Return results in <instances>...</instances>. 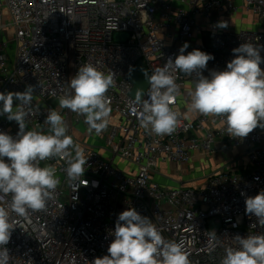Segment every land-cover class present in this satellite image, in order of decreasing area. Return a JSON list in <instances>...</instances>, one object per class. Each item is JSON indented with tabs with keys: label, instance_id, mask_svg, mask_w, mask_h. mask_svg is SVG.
<instances>
[{
	"label": "built area",
	"instance_id": "built-area-1",
	"mask_svg": "<svg viewBox=\"0 0 264 264\" xmlns=\"http://www.w3.org/2000/svg\"><path fill=\"white\" fill-rule=\"evenodd\" d=\"M240 1L260 28H219L222 16L236 13ZM118 33L126 34V41L116 40ZM247 42L264 45V0H0V92L36 86L26 109L27 130H41L48 110L56 109L67 134L88 157L81 178L87 186L69 182L64 158L40 162L55 167L60 184L43 210H29L27 217L10 212L14 228L6 245L7 264H92L108 254L119 214L132 208L152 220L166 240L182 242L191 264H220L226 248L239 247L236 235H264V225L245 210L246 197L264 191V128L231 137L223 116L189 119L181 96L195 75L176 69L171 72L179 93L172 108L178 126L170 135L141 127L137 113L142 105L132 95L131 76L141 62L151 75L169 58L174 61L187 43L185 55L199 49L214 56L202 70L210 78L212 70H225L235 58L233 49ZM260 55L264 59V49ZM85 64L114 75L106 93L112 112L100 135L87 131L82 115L59 107L70 79ZM260 67L264 70V63ZM78 126L88 138L77 135ZM0 131L16 137L19 126L0 115ZM217 140L222 150L244 147L245 163L220 168L201 184L159 181L163 164H186L195 154H210ZM10 199L0 193V207Z\"/></svg>",
	"mask_w": 264,
	"mask_h": 264
},
{
	"label": "clouds",
	"instance_id": "clouds-1",
	"mask_svg": "<svg viewBox=\"0 0 264 264\" xmlns=\"http://www.w3.org/2000/svg\"><path fill=\"white\" fill-rule=\"evenodd\" d=\"M117 26V25H116ZM219 28H227L226 21H219ZM185 43L173 61L151 75L145 71L150 84L148 99L137 89L134 100L142 105L137 113L141 127L156 135H170L178 126V115L173 110L179 93L171 70L195 75L194 89L189 90L188 111L205 116H223L227 133L231 137H246L258 126L264 128V63L260 51L264 45L243 43L233 49L235 58L223 71L212 70L210 78L202 74L214 56L194 49L186 55ZM114 85L112 72L104 73L92 64L79 67L70 79L69 91L59 99V107L85 118L87 131L100 135L107 129L112 112L106 93ZM34 85H27L23 92H0V115L19 126L16 137L0 131V193L10 194L7 207H0V264H7L8 249L13 224L10 212L27 217L29 210L40 211L60 184L55 167L40 166L41 161L52 158L66 160L69 182L87 186L81 180L87 159L83 149L68 135V125L56 109H49L43 130H27L28 111L31 108ZM14 100L18 101L14 105ZM74 152V155H73ZM7 158V161L6 159ZM243 195V193H242ZM246 214L255 216L264 225V191L246 197ZM114 239L107 255L96 257L92 264H191L182 242L166 240L148 217L134 208L121 212L115 223ZM212 239L214 231L209 232ZM239 247L226 248L220 264H264V235L235 236Z\"/></svg>",
	"mask_w": 264,
	"mask_h": 264
},
{
	"label": "crops",
	"instance_id": "crops-1",
	"mask_svg": "<svg viewBox=\"0 0 264 264\" xmlns=\"http://www.w3.org/2000/svg\"><path fill=\"white\" fill-rule=\"evenodd\" d=\"M240 3H241V1L239 2V6L241 8V9L239 8V10H243V12H247V14L250 15L249 16V18H250L249 23L251 24V22L254 20L255 23L257 24L256 28H254L255 27L254 26V27H248L247 29H259L260 23L257 20V18L251 12L246 11V9L242 8L241 7L242 4H240ZM237 12L234 14H231L229 16H226L224 21H226L228 24L227 28L235 29L232 26H233L234 19L239 15ZM223 19L221 18V21H223ZM240 29H243V28H240ZM235 30H237V29H235ZM194 86H195V81L188 82L183 93H182V96H181V109L184 112L185 116H187L189 119H193L197 114V113L188 111V108H187V105L189 103L188 92H189V90L194 89ZM79 130H80V126H78L77 132H81ZM77 135H78V133H77ZM217 141L218 142H217V145L215 147V150L212 153L206 154V155L195 154L192 161L189 162V164L187 163V166H185L187 169L186 172H182V174H181L180 172L173 171V170H175L174 168H172V169L169 168V170H168L169 176L172 179H175V181H178L180 183H182L187 178L194 177V175L190 176L191 171L189 169H191L194 164L199 163L201 159L205 160V163L209 168H214V167L217 168L213 172L217 171L220 168H224L226 166L227 167H235V166L240 167L245 162V158H243V155L245 153L244 147H235V148L228 149V150H222L220 140H217ZM181 165L182 164H180L179 166H181ZM187 173L189 174V176ZM161 180L163 181V179H159L160 182H161ZM161 183H163V182H161ZM174 184H177V182H174Z\"/></svg>",
	"mask_w": 264,
	"mask_h": 264
},
{
	"label": "rangeland",
	"instance_id": "rangeland-1",
	"mask_svg": "<svg viewBox=\"0 0 264 264\" xmlns=\"http://www.w3.org/2000/svg\"><path fill=\"white\" fill-rule=\"evenodd\" d=\"M237 13L239 15L234 19V22H233V26L232 27H234L237 30H240V28L247 29L248 27H254V26H255L254 28L257 27L256 26L257 24L255 23L254 20L251 22V24L249 23V20H250L249 16L250 15L247 14V12H243V10H238ZM225 18H226V16H222L223 21L225 20ZM8 36H9L10 39L13 38V36H14L13 30H10L8 32ZM11 46H12V48H14L15 44L13 43ZM79 131H81V132H77L78 135H79V137L88 138L87 131H86V129L83 126H80V130ZM179 165L180 164H177L175 166H171V165L169 166L167 164H163L160 167L161 171L158 174V178L159 179H163V181L161 180V182H163V184L165 183V184L170 185V186H179V185H181V186H188V185L201 184L202 182H204V180L206 179V177L210 173H212L214 170L217 169L215 167L214 168H209L206 165L205 160L204 159H201L199 163L194 164L192 166V168L189 169L191 171L190 172V176H193L194 175V177L187 178L182 183H180L178 181H175V179H172L169 176V174H168L169 168H171V169L174 168L175 170H173V171L180 172L181 174H182V172H186L187 171V169L185 167V166H187V163L186 164H182L181 166H179ZM123 166L127 167L128 164L127 163H123ZM225 168H229V167L226 166ZM188 176H189V174H188ZM174 182H177V184H174ZM211 226H212V223H211Z\"/></svg>",
	"mask_w": 264,
	"mask_h": 264
},
{
	"label": "water",
	"instance_id": "water-1",
	"mask_svg": "<svg viewBox=\"0 0 264 264\" xmlns=\"http://www.w3.org/2000/svg\"><path fill=\"white\" fill-rule=\"evenodd\" d=\"M115 38L118 41H126V34L118 33V34H116ZM145 71L148 72V69H147L145 63L141 62L137 66V68L135 69V71L133 72V74L131 76V79L135 84V88H134L133 93H132L133 97H135L137 89L143 90L144 94L147 91V88L149 86V82H148V80L144 74ZM148 74H149V72H148Z\"/></svg>",
	"mask_w": 264,
	"mask_h": 264
}]
</instances>
